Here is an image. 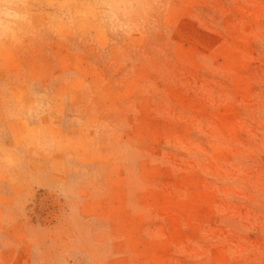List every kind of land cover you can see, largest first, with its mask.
<instances>
[{"label": "rangeland", "instance_id": "rangeland-1", "mask_svg": "<svg viewBox=\"0 0 264 264\" xmlns=\"http://www.w3.org/2000/svg\"><path fill=\"white\" fill-rule=\"evenodd\" d=\"M0 264H264V0H0Z\"/></svg>", "mask_w": 264, "mask_h": 264}]
</instances>
